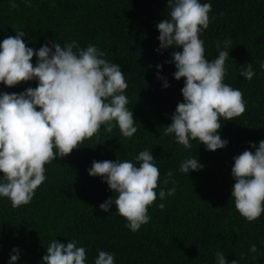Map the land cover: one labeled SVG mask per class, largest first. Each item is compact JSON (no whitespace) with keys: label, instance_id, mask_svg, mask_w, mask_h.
Returning a JSON list of instances; mask_svg holds the SVG:
<instances>
[{"label":"trees","instance_id":"16d2710c","mask_svg":"<svg viewBox=\"0 0 264 264\" xmlns=\"http://www.w3.org/2000/svg\"><path fill=\"white\" fill-rule=\"evenodd\" d=\"M17 3L19 7L12 9L9 0H0V41L23 30L26 46L37 50L50 41L62 47L72 40L82 47L96 44L107 53L106 59L119 63L124 71L128 107L138 131L129 139L118 126L111 133L102 126L98 137L86 139L69 155L46 165L48 179L30 204L13 208L7 198H0V264H8L16 246L22 250L17 264H41L55 236L65 244L71 238L78 240L88 252L89 264H94L98 249L115 252L116 264H215L217 251L229 261L244 254L240 264H264V214L249 223L231 198L233 157L246 149L254 152L249 142L258 146L264 139V0H211L210 15L216 19L201 36L206 55L218 56L216 41L231 38L225 82L240 89L247 101L242 116L222 122L218 131L229 143L215 151L197 140L187 150L173 135L163 134L183 102L186 79L177 81L175 64L166 63L172 60V52L182 48L157 51V24L168 16L167 0H55V6L49 0H32V7L23 0ZM35 61L34 56V66ZM248 62L256 71L251 81L239 76V67ZM158 72L169 87H163ZM37 84L36 80L12 87L0 83V92L19 93ZM149 147L161 179L171 170L178 190L163 201L164 210L155 206L161 202L158 197L149 208L151 221L133 233L115 205L110 213L100 209L116 194L99 176L89 175L88 169L93 160H133ZM189 157L199 158L205 167L191 170L188 177L178 169ZM253 244L257 253L250 251Z\"/></svg>","mask_w":264,"mask_h":264},{"label":"clouds","instance_id":"9594fccd","mask_svg":"<svg viewBox=\"0 0 264 264\" xmlns=\"http://www.w3.org/2000/svg\"><path fill=\"white\" fill-rule=\"evenodd\" d=\"M23 2L33 6L32 0ZM49 3L55 6V0ZM9 5L19 7L17 0H9ZM167 6V18L157 24V51L182 48L172 52V60L166 63L175 64L177 81L186 79L181 89L183 102L178 103L163 134L173 135L187 150L192 149L193 140L209 151L223 149L229 141L218 131L222 122L242 116L247 109L242 91L225 82L232 40H217L218 56L209 59L201 36L216 19L210 15L211 0H167ZM16 33L0 41V83L12 87L36 80L38 84L19 93L0 92V198H7L13 208L33 201L48 179L46 165L69 155L86 139L98 137L102 126L109 133L118 126L121 135L129 139L138 131L133 110L128 107L129 85L124 71L119 63L106 59L105 51L92 43L82 47L77 40L64 41L63 47L50 41L37 50L26 46L25 31ZM157 75L164 80L163 87L170 86L159 72ZM255 75L251 62L239 67V76L248 81ZM249 143L254 152L246 149L233 157L231 198L239 214L251 223L264 214V139L258 146ZM156 160L149 147L133 160H93L88 169L89 175L99 176L116 194L101 203L100 209L110 213L115 205V211L126 218L125 227L133 233L151 221L149 208L158 197L161 202L155 206L164 210L163 201L178 190L171 170L161 179ZM204 167L199 158L189 157L181 161L178 171L189 177L191 170ZM170 183L171 188L160 187ZM21 251L13 247L8 264H17ZM250 251L257 253V245H251ZM97 252L94 264H116L115 252ZM241 259L244 254L229 261L222 251L215 253V264H240ZM41 264H89L88 252L74 238L65 244L55 236Z\"/></svg>","mask_w":264,"mask_h":264}]
</instances>
